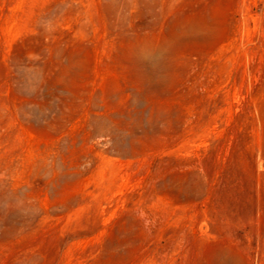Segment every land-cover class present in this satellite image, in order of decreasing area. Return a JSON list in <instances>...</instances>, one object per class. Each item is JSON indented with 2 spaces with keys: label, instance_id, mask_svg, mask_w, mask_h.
<instances>
[{
  "label": "rangeland",
  "instance_id": "rangeland-1",
  "mask_svg": "<svg viewBox=\"0 0 264 264\" xmlns=\"http://www.w3.org/2000/svg\"><path fill=\"white\" fill-rule=\"evenodd\" d=\"M0 264H264V0H0Z\"/></svg>",
  "mask_w": 264,
  "mask_h": 264
}]
</instances>
